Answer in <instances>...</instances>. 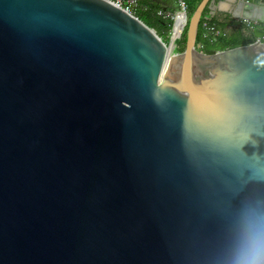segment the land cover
Returning a JSON list of instances; mask_svg holds the SVG:
<instances>
[{
	"label": "water",
	"instance_id": "1",
	"mask_svg": "<svg viewBox=\"0 0 264 264\" xmlns=\"http://www.w3.org/2000/svg\"><path fill=\"white\" fill-rule=\"evenodd\" d=\"M184 48L106 0H0V264H233L264 232V42ZM226 7V8H225Z\"/></svg>",
	"mask_w": 264,
	"mask_h": 264
},
{
	"label": "trees",
	"instance_id": "2",
	"mask_svg": "<svg viewBox=\"0 0 264 264\" xmlns=\"http://www.w3.org/2000/svg\"><path fill=\"white\" fill-rule=\"evenodd\" d=\"M136 2L138 5V9L140 7V11L137 10V14L141 16V19L143 21L151 23L154 27L159 26L158 28L160 30H165L168 27L167 21L161 19L160 17H157L155 14L158 9H161L160 7L149 4L147 0H136ZM183 2L187 7L186 19H188L194 11L195 7H197V5L201 2V0H183ZM205 19L208 20L210 24L217 25L221 29V34L215 37L208 31H204L202 25ZM226 26L227 23L217 22L214 18H209L207 16V8L205 7L200 19L196 44H199L204 48L206 47L209 50H225L244 43L252 42L257 37H264L263 29H252L248 32V34H245L241 30H236L233 34H228L225 32ZM186 31L187 27H185L181 41L178 44L179 48H184Z\"/></svg>",
	"mask_w": 264,
	"mask_h": 264
},
{
	"label": "built area",
	"instance_id": "3",
	"mask_svg": "<svg viewBox=\"0 0 264 264\" xmlns=\"http://www.w3.org/2000/svg\"><path fill=\"white\" fill-rule=\"evenodd\" d=\"M113 7L120 9L122 12L130 14L143 23L147 24L157 35L166 39L167 41L173 43L178 46L181 41L182 34L186 27V10L187 7L183 0H174L175 9L174 10H165L158 9L155 14L157 17H160L163 20H166L168 23V27L163 31H158L151 23H147L141 19V16L137 14L138 5L136 0H106ZM242 22V21H240ZM249 27H259L264 30L263 26L257 23L244 22ZM204 31H208L213 36H218L221 34V29L215 25L210 24L208 20L205 19L202 25ZM262 42H264V37L260 38Z\"/></svg>",
	"mask_w": 264,
	"mask_h": 264
},
{
	"label": "clouds",
	"instance_id": "4",
	"mask_svg": "<svg viewBox=\"0 0 264 264\" xmlns=\"http://www.w3.org/2000/svg\"><path fill=\"white\" fill-rule=\"evenodd\" d=\"M233 264H264V232L253 227L247 241L234 258Z\"/></svg>",
	"mask_w": 264,
	"mask_h": 264
},
{
	"label": "crops",
	"instance_id": "5",
	"mask_svg": "<svg viewBox=\"0 0 264 264\" xmlns=\"http://www.w3.org/2000/svg\"><path fill=\"white\" fill-rule=\"evenodd\" d=\"M147 1L149 4H153L155 6L160 7L161 9H165V10H174V7H175L174 0H147ZM137 10L140 11V7ZM209 18H214L217 22L227 23V26L225 28V32L228 34H233L237 30V27L235 25L236 23L234 22L235 20L228 17L222 11H217L213 16H210ZM236 21L240 22L239 20H236ZM155 27L158 31H160V32L163 31L162 29L160 30L158 28L159 26H155ZM253 28L261 29V28L256 27V26H254Z\"/></svg>",
	"mask_w": 264,
	"mask_h": 264
},
{
	"label": "flooded vegetation",
	"instance_id": "6",
	"mask_svg": "<svg viewBox=\"0 0 264 264\" xmlns=\"http://www.w3.org/2000/svg\"><path fill=\"white\" fill-rule=\"evenodd\" d=\"M236 24V27H237V30H241L242 32H244L245 34H248V32L252 29H255L253 27H249L247 26L244 22H238V21H234Z\"/></svg>",
	"mask_w": 264,
	"mask_h": 264
},
{
	"label": "rangeland",
	"instance_id": "7",
	"mask_svg": "<svg viewBox=\"0 0 264 264\" xmlns=\"http://www.w3.org/2000/svg\"><path fill=\"white\" fill-rule=\"evenodd\" d=\"M176 7H174V9H175Z\"/></svg>",
	"mask_w": 264,
	"mask_h": 264
}]
</instances>
